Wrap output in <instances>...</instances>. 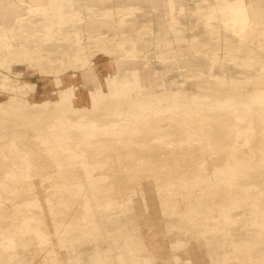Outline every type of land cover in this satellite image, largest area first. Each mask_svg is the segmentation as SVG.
I'll return each mask as SVG.
<instances>
[{
  "label": "rangeland",
  "instance_id": "obj_1",
  "mask_svg": "<svg viewBox=\"0 0 264 264\" xmlns=\"http://www.w3.org/2000/svg\"><path fill=\"white\" fill-rule=\"evenodd\" d=\"M29 1L14 3L26 13ZM43 1L53 9L0 22L9 49L0 50V109L25 126L14 135L5 125L0 144V205L13 210L0 225V264H95L107 254L128 264L125 251L140 264H264V44H255L264 37L229 35L249 1L171 8L156 45L146 1L144 11L141 0ZM255 24L264 29V19ZM71 62L99 86H85ZM157 135L192 143L167 157L164 145L148 147ZM120 170L142 182L129 202L98 187Z\"/></svg>",
  "mask_w": 264,
  "mask_h": 264
},
{
  "label": "bare ground",
  "instance_id": "obj_2",
  "mask_svg": "<svg viewBox=\"0 0 264 264\" xmlns=\"http://www.w3.org/2000/svg\"><path fill=\"white\" fill-rule=\"evenodd\" d=\"M248 1H249L248 5L251 6V9L250 10H245V9L240 10L241 11V19L243 20L244 23L243 24L236 23L229 29V33H230L229 35H232L234 38H239V40L246 39V36H254L257 39H259V37H261V36L264 37V29H260V27L255 24L258 21V19H264V9H263L264 1L263 0H248ZM26 2H28V1H26ZM29 2L30 3L26 5L27 7H25V9H28V12L23 13L24 9H22V10L19 9L17 13L20 14L21 16L24 14H36L40 10L43 11L44 13H46V12H49L50 9L52 8L47 4V2H44L43 0H30ZM233 5L236 6V8H239V9L241 8L239 2L236 0H233ZM239 9H238V11H239ZM0 12L4 13L3 18H1V20L8 21L6 24L12 22L13 17L17 14L15 12V10L12 8V6L9 4L8 0H0ZM9 15L11 16L10 18H9ZM104 16L105 17L103 19H107L108 17H114L115 16V18H117L116 19L117 22H118V20L120 22H123V16L124 15H123L122 10L117 9L116 15L113 16V14L108 13V14H104ZM115 18H114V20H115ZM71 19H72V16L68 15L65 18H63L62 22H64V20H71ZM125 19H126V17H125ZM1 38L2 37L0 35V39ZM255 44H256V47H260L261 45L264 44V41L258 40L255 42ZM125 46H126V44H125ZM129 48H131V47H129ZM0 50H3L5 52H9L7 45H5L4 47H0ZM103 50H105V49H103ZM122 52L123 51H121L120 53H122ZM129 52L139 53L140 50L132 48L129 50ZM230 52H231V50H230ZM106 53L107 52H105V55H106ZM224 54H227V51ZM233 57L235 58L234 55H233ZM72 63L78 64L80 66V73H81L80 75L82 76L83 84L85 86H91V85L99 86L98 81L93 80L91 72L89 70L83 68V65L81 63L71 62V64ZM109 67H110V71H113L115 69L114 60H112V59L110 60ZM263 68H264V64H263ZM159 76H160L159 78H161V75H159ZM148 77L151 78L150 75H148ZM122 78H128V77H127V75H123ZM67 83H69V81H67ZM122 92L124 93V90H122ZM247 93H249V92H247ZM14 103H15L14 101H11L10 105H7V108H14L15 107ZM4 109H6V108L0 109V144H2L3 141L6 139V135L3 132V128L6 126L9 128L10 134H14V135H17V133L20 135L25 134V126L23 125V123L22 122L19 123L16 120V118H14L13 116H10L8 114L6 115V112ZM155 137L156 138H154V140L151 139L150 143L148 142V147H151L152 145H154L156 143L164 145L166 147V150H167V151H165L167 153V157H179V154L183 153V150L185 149V147H187V151L190 149V145L192 143V141L185 140V139L167 141L165 138H163L161 136L157 135ZM242 137L243 136L237 135V137L234 138L233 142L229 144V146L233 145V147H231L228 150H230L231 152L239 150V146H240L239 142L241 141ZM117 149H119L122 152H125L127 150V149H123V148H117ZM24 161H25L26 165L28 163H30L31 165H34V167H36L37 173H39L41 171V167H37L36 162L34 160H32V158L25 157ZM131 161L132 160H130V158H122V160L120 162L123 165L121 164V167L126 166V164L128 166H131V163H130ZM133 162L136 163L135 165L140 164L139 160H136ZM216 162H222L224 164H227V161H224V157L222 155L217 157ZM230 162H234V161H230ZM206 170L204 168L203 169H196L195 172L198 174H204ZM167 177H169L171 179L166 180L164 182L165 184L169 185L170 183L175 181V179H173V177L171 175H169ZM167 177H165V178H167ZM124 182L131 183L132 188L126 187L124 185ZM147 182L149 183V181H147ZM154 182H155V180H154ZM136 183L142 184V182H139L138 179L136 181H134L132 179V177L126 175L124 172L122 173V171L120 170L119 172H116V174L111 176V177L101 179L100 185L98 187L100 190L104 191V193H106L112 199H115V200L117 199V200L122 201V202L123 201L129 202V201H131L130 199L132 198V196H134V195L136 196V194L138 195V193H140V191H135L136 187L138 186ZM155 183L158 184V182H155ZM226 195L230 198H234V196H236L237 194H235L234 190L229 188L228 191L226 192ZM186 203L187 202L184 201L181 204V207L182 208L186 207L187 206ZM3 207H5V208H3ZM85 207H86V210L88 212L93 211V209H92L93 207L92 208H90L88 206H85ZM165 207H166L165 212L169 213L171 204L166 202ZM115 209H121V211L126 210L125 207H121V206H117V207H115ZM258 211H259V209H258ZM12 213H13V210L11 209V207H8V206H5L4 204H1L0 205V225H5L7 227L9 225V222L6 219L8 217H10L12 215ZM260 213L264 214V209L261 210ZM64 217H65L64 220H68L67 215H64ZM38 251L40 253H43V254H50V247L49 246L38 247ZM122 257L125 258V260L127 261L128 264H132L134 262L136 264H140L142 262L141 258L136 259L135 256H132L129 253V251H125V253H124V255H122ZM181 259H182L181 256L175 255L173 257V260L176 262H178ZM95 260H96L94 262L95 264H119L118 261L115 260L109 254L105 255L103 257V260H97V259H95Z\"/></svg>",
  "mask_w": 264,
  "mask_h": 264
},
{
  "label": "crops",
  "instance_id": "obj_3",
  "mask_svg": "<svg viewBox=\"0 0 264 264\" xmlns=\"http://www.w3.org/2000/svg\"><path fill=\"white\" fill-rule=\"evenodd\" d=\"M9 4L12 6V8L15 10V12L17 13L19 9H17V6L14 3V0H8ZM112 1V0H111ZM110 1V2H111ZM146 1L147 6L150 8L148 10L149 15H153V17H150L149 19H151V23H152V30H151V36H149V43H153L154 45L159 44L162 41H165V39H163V35L161 34L162 31H164V28H167V18L165 17L166 15H168L167 11L170 12L171 8H174L176 11L180 10L181 6L185 7V14L190 13V12H194V5L197 4V2H200L202 0H183L181 2V0L177 1L174 0V3H172L170 0H167L168 3L166 4V0L162 2V4H153L150 2V0H141L140 1V9L142 11H144V3ZM148 1V2H147ZM115 4L111 3L109 6H107V9H115ZM17 9V10H16ZM145 14H147V11L144 12ZM3 14L0 12V22L3 23H7L8 21L6 20H1V18H3ZM180 21H182V18L179 17L178 18ZM157 70V69H156ZM155 70V71H156ZM150 76L151 73L150 71H148ZM153 75V74H152ZM154 76V75H153Z\"/></svg>",
  "mask_w": 264,
  "mask_h": 264
}]
</instances>
